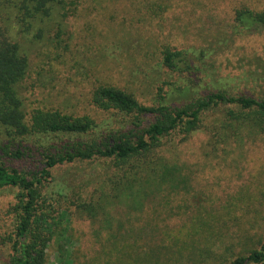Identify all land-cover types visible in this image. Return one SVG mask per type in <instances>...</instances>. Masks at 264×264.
Returning a JSON list of instances; mask_svg holds the SVG:
<instances>
[{
    "label": "rangeland",
    "instance_id": "1",
    "mask_svg": "<svg viewBox=\"0 0 264 264\" xmlns=\"http://www.w3.org/2000/svg\"><path fill=\"white\" fill-rule=\"evenodd\" d=\"M243 9L262 12L264 0H82L59 39L56 25L38 39L36 31L18 38L30 60L20 90L27 119L36 111H59L111 124L123 117L93 105L98 88H119L151 106L160 93L173 94L172 83L192 84L198 77L264 97L263 79L244 78L257 67L264 76V33L234 34L236 12ZM167 48L195 55L207 50L204 71L198 77L183 76L189 80L169 73L162 65ZM216 120L210 118L189 135L175 134L160 149L167 163L188 179V190L179 185L150 194L143 198L142 211H115L117 234L132 227L136 232L120 243V251L127 253L124 264H228L261 248L264 135L250 137L243 146L235 139L225 146L217 143L221 124ZM243 135L250 136L247 131ZM95 172H103L98 161L61 167L54 176L69 179L73 187L77 182V189ZM78 191L63 203L71 204L73 212L76 204L87 201ZM18 192L0 190V264H8L13 253ZM70 228V244L57 235L50 244L48 264L108 263L106 239L96 238L97 226L76 213Z\"/></svg>",
    "mask_w": 264,
    "mask_h": 264
},
{
    "label": "trees",
    "instance_id": "2",
    "mask_svg": "<svg viewBox=\"0 0 264 264\" xmlns=\"http://www.w3.org/2000/svg\"><path fill=\"white\" fill-rule=\"evenodd\" d=\"M81 1L0 0V190H19L16 239L8 264H48L47 250L56 235L58 240L62 238L60 241L70 244L69 229L76 213L97 226V239H106V263H126L127 253L120 251V243L136 232L132 227L133 231L117 234L115 211H142L143 198L150 194L168 193L179 185H186L188 190V179L179 167L169 165L160 152L170 137L177 133L189 135L210 118L221 124L217 143L225 146L233 139L243 146L250 137L264 135V97L235 91L216 80L205 83L204 78L198 77L205 69L207 50L195 55L167 48L162 65L169 73L180 79H199L195 83L192 78V84L172 83L173 94L160 93L151 106L141 104L133 94L119 88H98L92 103L102 112L123 117L114 123H97L90 116L74 117L59 111H36L27 119L20 90L30 60L18 38L27 39L28 33L36 31L38 39L56 25L59 39L64 22L75 16ZM234 31L264 33V11H237ZM256 69L257 72L248 70L244 78L264 80L261 68ZM246 131L250 136L245 138ZM94 161L99 162L103 172L87 176V183L81 188L76 189L77 182H72L73 187L69 179L54 176L61 167ZM75 191L86 194L87 201L76 204L73 212L71 204L63 203H68ZM104 232L107 237H102ZM124 247L128 249L127 245ZM63 250L61 246L60 252ZM116 250L117 257L111 258ZM65 252V256L69 254ZM228 264H264V243L249 256Z\"/></svg>",
    "mask_w": 264,
    "mask_h": 264
}]
</instances>
